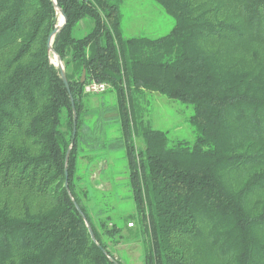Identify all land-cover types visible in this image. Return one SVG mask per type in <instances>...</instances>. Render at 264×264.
<instances>
[{
  "label": "trees",
  "instance_id": "trees-1",
  "mask_svg": "<svg viewBox=\"0 0 264 264\" xmlns=\"http://www.w3.org/2000/svg\"><path fill=\"white\" fill-rule=\"evenodd\" d=\"M122 1L0 0V264H126L131 243L142 264H264V0H152L174 21L158 38L123 36ZM91 81L115 94L98 118ZM147 93L191 106L193 141L137 119ZM101 117L135 205L118 221L80 183Z\"/></svg>",
  "mask_w": 264,
  "mask_h": 264
},
{
  "label": "rangeland",
  "instance_id": "rangeland-1",
  "mask_svg": "<svg viewBox=\"0 0 264 264\" xmlns=\"http://www.w3.org/2000/svg\"><path fill=\"white\" fill-rule=\"evenodd\" d=\"M57 14L58 25H61L62 17L58 11ZM119 14L120 27L125 37L158 38L168 34L174 26L173 19L152 0H124L120 4ZM51 62L54 66L57 64L54 55ZM108 88L104 93L85 98V105L94 111V117L98 118L103 110H109L115 105V94L111 90L108 91ZM132 105L138 120L149 123L154 129L167 131L169 140L193 141V129L188 124V118L192 114L191 106L170 100L157 93L137 95ZM101 118L103 123L105 120ZM88 120L93 122L94 118L88 117ZM104 123L103 127L99 128L100 139H102L95 146L98 151H95V147L93 149L90 147L92 151L88 157L80 159V183L89 199L90 211L96 214L102 210L104 215L108 212L114 220L118 221L119 217L134 213L135 205L130 188L127 186L125 149L114 144L119 136V124L114 120ZM111 144L114 146L112 147ZM98 147H101V150ZM139 147H141L140 144ZM102 162L107 163L104 165ZM101 164L104 166L98 175V170L100 171L98 167ZM121 247L126 264H142L139 244L131 243Z\"/></svg>",
  "mask_w": 264,
  "mask_h": 264
},
{
  "label": "water",
  "instance_id": "water-1",
  "mask_svg": "<svg viewBox=\"0 0 264 264\" xmlns=\"http://www.w3.org/2000/svg\"><path fill=\"white\" fill-rule=\"evenodd\" d=\"M58 11V13L61 15L62 17V24L61 25H58L55 27L54 31L50 34L49 38H48V50L50 51V53H52L56 59V62L57 64L55 65V67L59 70V73H60V78H61V81L63 82L68 94H69V98H70V102H71V106H72V110H73V124H74V128H73V134H75V124H76V113H75V109H74V102H73V99H72V96L70 94V90H69V86H68V82H67V79H66V76H65V73H64V68H63V65L61 63V59L60 57H58L52 50L51 48V42L53 40V37L56 33H58L60 31V29L65 25L66 23V17L64 16L63 12L59 9H56ZM84 80H85V71L83 70L82 72V75H81V79H80V82L83 84L84 83ZM69 151L70 149L67 151L66 153V157H65V188L67 189V166H66V163L68 161V154H69ZM74 203V206H75V209L78 211V213L83 217V214L80 210V208L77 206V204L75 202ZM86 227H87V230H88V233L91 237L92 240H94V236H93V232H92V229L91 227L86 224ZM114 264H118L116 263L114 260H113Z\"/></svg>",
  "mask_w": 264,
  "mask_h": 264
},
{
  "label": "built area",
  "instance_id": "built-area-1",
  "mask_svg": "<svg viewBox=\"0 0 264 264\" xmlns=\"http://www.w3.org/2000/svg\"><path fill=\"white\" fill-rule=\"evenodd\" d=\"M108 88L106 83L91 81L84 86V92L88 95H98L104 93ZM127 227H133V224H127Z\"/></svg>",
  "mask_w": 264,
  "mask_h": 264
}]
</instances>
